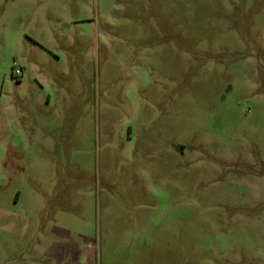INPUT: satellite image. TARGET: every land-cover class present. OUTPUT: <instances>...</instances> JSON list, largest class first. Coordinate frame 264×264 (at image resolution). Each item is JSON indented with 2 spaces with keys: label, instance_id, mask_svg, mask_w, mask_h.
I'll return each instance as SVG.
<instances>
[{
  "label": "rangeland",
  "instance_id": "374dc122",
  "mask_svg": "<svg viewBox=\"0 0 264 264\" xmlns=\"http://www.w3.org/2000/svg\"><path fill=\"white\" fill-rule=\"evenodd\" d=\"M0 264H264V0H0Z\"/></svg>",
  "mask_w": 264,
  "mask_h": 264
},
{
  "label": "water",
  "instance_id": "95a60500",
  "mask_svg": "<svg viewBox=\"0 0 264 264\" xmlns=\"http://www.w3.org/2000/svg\"><path fill=\"white\" fill-rule=\"evenodd\" d=\"M177 149L180 150V151H182L183 147L181 145H178L177 146Z\"/></svg>",
  "mask_w": 264,
  "mask_h": 264
},
{
  "label": "built area",
  "instance_id": "2783aa9c",
  "mask_svg": "<svg viewBox=\"0 0 264 264\" xmlns=\"http://www.w3.org/2000/svg\"><path fill=\"white\" fill-rule=\"evenodd\" d=\"M16 72H17L18 74H22V72H21L20 69H17Z\"/></svg>",
  "mask_w": 264,
  "mask_h": 264
}]
</instances>
